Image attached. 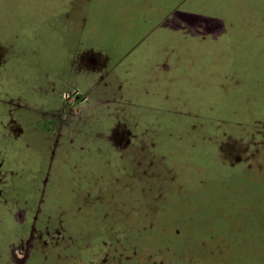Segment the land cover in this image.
<instances>
[{"label":"rangeland","instance_id":"obj_1","mask_svg":"<svg viewBox=\"0 0 264 264\" xmlns=\"http://www.w3.org/2000/svg\"><path fill=\"white\" fill-rule=\"evenodd\" d=\"M0 264H264V0H0Z\"/></svg>","mask_w":264,"mask_h":264},{"label":"flooded vegetation","instance_id":"obj_2","mask_svg":"<svg viewBox=\"0 0 264 264\" xmlns=\"http://www.w3.org/2000/svg\"><path fill=\"white\" fill-rule=\"evenodd\" d=\"M77 50V49H76ZM77 51H76V54H75V56H74V61H72L73 62V65H75V66H77V60H76V58H77ZM90 61L91 62H93V58H91L90 59ZM77 87H75V88H72V86L70 87V91H69V93L70 94H72L73 92H75L74 93V98H75V100H77V98H78V96H77V94H76V92H77ZM55 111V110H54ZM53 114H55V113H53ZM43 122H45L44 120H43V116L40 118V120H39V122H38V125L40 124V123H43ZM15 123H17V124H19L18 123V121L14 118V117H11L10 116V118L8 119V122H7V133H6V135H5V137L7 138V139H13V140H17V139H19V137H21L23 134H24V130L20 127L19 128V131L17 132V134L15 135L12 131L11 132H9V126H11L12 124H15ZM49 139H50V137H48ZM48 138H46V140H48ZM57 139V138H56ZM51 140V139H50ZM50 140H48V141H50ZM55 141V140H54Z\"/></svg>","mask_w":264,"mask_h":264},{"label":"trees","instance_id":"obj_3","mask_svg":"<svg viewBox=\"0 0 264 264\" xmlns=\"http://www.w3.org/2000/svg\"><path fill=\"white\" fill-rule=\"evenodd\" d=\"M109 198H111V197H109ZM98 200H99V199H97V201H98ZM200 228L202 229V227H199V229H200ZM201 229H200V230H201ZM149 230L151 231V229H147V230H143V229H142V230H139V232H138V230H137L136 237L139 238V236H140L141 234H146L147 232H149ZM142 231H143V232H142ZM145 231H146V232H145ZM59 232H60V231H59ZM144 232H145V233H144ZM137 235H138V236H137ZM161 245H162V244H161ZM161 245H160V246H161ZM125 261H126V260H125Z\"/></svg>","mask_w":264,"mask_h":264}]
</instances>
